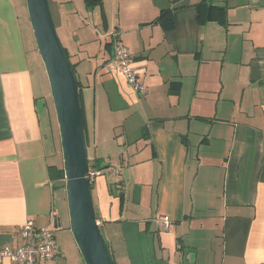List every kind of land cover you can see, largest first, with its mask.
I'll list each match as a JSON object with an SVG mask.
<instances>
[{
  "label": "crops",
  "instance_id": "0c3cea01",
  "mask_svg": "<svg viewBox=\"0 0 264 264\" xmlns=\"http://www.w3.org/2000/svg\"><path fill=\"white\" fill-rule=\"evenodd\" d=\"M201 1L51 0L52 17L81 20L83 54L66 50L87 132L92 105V161L110 163L91 193L118 264H264V0H208L225 7L224 23L203 22ZM26 11L25 0H0V249L17 246L18 226L32 219L53 230L58 246L37 264H86L74 239L57 238L60 179L49 166L63 165L51 160L57 138L48 92L36 86ZM117 29L145 95L112 60ZM117 126L122 133L109 134ZM113 144L115 153L105 148ZM0 264L14 263L0 256Z\"/></svg>",
  "mask_w": 264,
  "mask_h": 264
},
{
  "label": "water",
  "instance_id": "95a60500",
  "mask_svg": "<svg viewBox=\"0 0 264 264\" xmlns=\"http://www.w3.org/2000/svg\"><path fill=\"white\" fill-rule=\"evenodd\" d=\"M34 37L51 86L60 131L66 177L70 228L86 264H115L97 222L87 178L90 166L81 89L65 47L56 31L48 0H26ZM45 99L38 101L46 110ZM98 168L110 165L96 159ZM56 219L55 227L60 225Z\"/></svg>",
  "mask_w": 264,
  "mask_h": 264
},
{
  "label": "rangeland",
  "instance_id": "374dc122",
  "mask_svg": "<svg viewBox=\"0 0 264 264\" xmlns=\"http://www.w3.org/2000/svg\"><path fill=\"white\" fill-rule=\"evenodd\" d=\"M23 1V0H22ZM26 2V0H25ZM49 5L50 8L53 9V3L51 2V0H49ZM27 6V3H26ZM26 14L28 15V20H29V14H28V9L26 11ZM53 15H55V12H52ZM54 19V23L57 29V33L59 36V39L62 43V45L66 48V46H68L70 49H72L73 52H78V54H83L82 51H78V49H81L83 46V42H82V34L81 31L79 29L80 26H82L81 24V20L79 21L78 19H73L74 25L71 26V21L70 19H58L57 17L53 16ZM59 21H63L65 22L64 25H60L57 22ZM27 37H28V46H29V55L32 59L33 62V71L36 77V86L39 89H44L43 91L48 92L47 94V111L49 112V116L50 118L53 120L54 122V133L55 136L57 138L56 140V147H54V149H56V153L55 155H53V157H51V160H53V162L58 161L60 163V165H63L64 167V157H63V149H62V144H61V138H60V131H59V126H58V121H57V116H56V109L54 106V102H53V96H52V91H51V86H50V82L48 79V75H47V71L44 65V62L41 58L36 40L33 36V31L31 30L30 26L27 27ZM93 81L91 79V90L86 91V95H87V99L93 98ZM87 111H89V127H88V136H89V142H88V151H89V159L90 161H92L93 157H95V154L97 155L98 152V148H99V142L96 141L97 143H95V140L93 138V134H94V120L92 117V105L91 103L88 105ZM48 112L43 113V124H47L48 123V118L46 117V114ZM130 110H125L123 111V114L127 115L129 114ZM122 112H120L121 115ZM114 118H116V114H114ZM116 121L113 119L111 126L113 127L115 125ZM122 128L120 126H117L114 128V131L112 133V131L109 134H120L122 133ZM108 136V135H107ZM114 146H106V150L107 151H112L113 153H115L117 151V147H119L118 145L116 146L115 144H113ZM103 148H100V154L103 152ZM113 159V164H116V157H112ZM56 204H57V211H58V216L61 222V228H59L57 230V238L58 240L61 241H69L71 242L72 239H74V241L76 242L72 230L70 228V215H69V208H68V201H67V191H66V177H65V170L64 173L62 175V177L60 178L58 187L56 188ZM220 239V236H219ZM72 243V242H71ZM77 244V242H76ZM220 240L215 241L214 242V249L219 251L220 250ZM79 248V247H78Z\"/></svg>",
  "mask_w": 264,
  "mask_h": 264
},
{
  "label": "built area",
  "instance_id": "2783aa9c",
  "mask_svg": "<svg viewBox=\"0 0 264 264\" xmlns=\"http://www.w3.org/2000/svg\"><path fill=\"white\" fill-rule=\"evenodd\" d=\"M121 30L117 29L111 33L113 61L120 68L129 85L140 95H145L148 88L139 79V72L133 63L130 50L124 45L121 39ZM108 160V159H107ZM109 163V161H106ZM110 164V163H109ZM98 168L97 161H90L87 178L90 183L102 173ZM164 228L169 226V218H162ZM99 223V221H97ZM17 246L7 244L0 249V256L9 257L14 264H37L39 262L54 259L58 255L53 230L49 227L38 228L34 220L27 219L18 226Z\"/></svg>",
  "mask_w": 264,
  "mask_h": 264
},
{
  "label": "trees",
  "instance_id": "16d2710c",
  "mask_svg": "<svg viewBox=\"0 0 264 264\" xmlns=\"http://www.w3.org/2000/svg\"><path fill=\"white\" fill-rule=\"evenodd\" d=\"M103 0H85V3L88 7H94L97 5H102ZM198 6L200 7V9L203 7L205 10L202 11V13L200 14V18L202 19L203 22L207 21V20H212V19H216L219 20L220 22L224 23L225 22V16H226V12H225V7H221V6H217V5H210V3L208 2V0H202L201 2L198 3ZM170 11H164L162 12V14L156 19V21H163L164 18L166 17L165 15L168 14ZM171 20H172V15L170 16ZM66 50V48H65ZM67 52V50H66ZM68 54V52H67ZM69 56V54H68ZM74 66V70H75V64H73ZM80 89H81V95H82V86H81V82L78 80ZM83 103V100H82ZM46 105V104H45ZM85 114V113H84ZM85 130H86V139H87V143L89 142V136H88V132H87V124H86V119H85ZM49 168H56L57 169V176L60 179L64 173V167H57L56 165H50ZM115 264H118L114 261Z\"/></svg>",
  "mask_w": 264,
  "mask_h": 264
}]
</instances>
